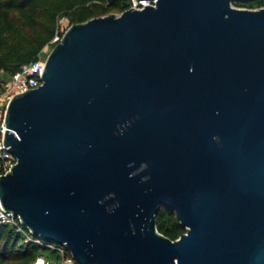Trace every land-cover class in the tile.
Returning <instances> with one entry per match:
<instances>
[{
	"label": "water",
	"instance_id": "obj_1",
	"mask_svg": "<svg viewBox=\"0 0 264 264\" xmlns=\"http://www.w3.org/2000/svg\"><path fill=\"white\" fill-rule=\"evenodd\" d=\"M233 1L70 23L6 107L3 207L81 264H264V6Z\"/></svg>",
	"mask_w": 264,
	"mask_h": 264
},
{
	"label": "trees",
	"instance_id": "obj_2",
	"mask_svg": "<svg viewBox=\"0 0 264 264\" xmlns=\"http://www.w3.org/2000/svg\"><path fill=\"white\" fill-rule=\"evenodd\" d=\"M130 5L131 0H0V69L10 75L21 64L37 57L52 38L62 16L70 24L95 15L120 12ZM156 226L172 239L185 230L168 206H161L156 213ZM41 246L24 240L13 226L0 223V264H33Z\"/></svg>",
	"mask_w": 264,
	"mask_h": 264
},
{
	"label": "built area",
	"instance_id": "obj_3",
	"mask_svg": "<svg viewBox=\"0 0 264 264\" xmlns=\"http://www.w3.org/2000/svg\"><path fill=\"white\" fill-rule=\"evenodd\" d=\"M145 3L143 0L138 3L136 0H131V5L140 6ZM130 5V6H131ZM59 27L56 28L52 38L48 44L55 43L62 35ZM40 51L34 59L20 65L18 69L12 72L7 77L0 78V174L7 171L11 165L16 161V156L7 148L9 145H4L3 137L7 126L4 124L6 107L11 97L17 93L29 88L35 87L42 82V72L45 65L46 55H42ZM47 54V53H46ZM0 223H7L14 227V229L21 233L26 241H34L40 245L53 247L59 250L61 257L59 261H54L44 254H38L33 264H81L73 257L71 251L65 247L64 244H53L51 241H46L38 236L33 235L31 230L22 223L18 214L12 210L3 207L0 201Z\"/></svg>",
	"mask_w": 264,
	"mask_h": 264
},
{
	"label": "rangeland",
	"instance_id": "obj_4",
	"mask_svg": "<svg viewBox=\"0 0 264 264\" xmlns=\"http://www.w3.org/2000/svg\"><path fill=\"white\" fill-rule=\"evenodd\" d=\"M232 4L234 6H239V7H249V8H258V7H261V6H264V0H251L249 1L248 3L246 4H238V3H233ZM116 12V11H114ZM69 25V21H68V18L66 16H62L59 18L58 20V27L59 29L63 32L66 27ZM52 45L51 44H48V45H44L42 47V49L40 51H43L42 52V55H46V53L51 49ZM8 74L0 69V78L2 77H7ZM53 242V244H60L58 242H55V241H51ZM38 254H44L46 257H49L50 259L54 260V261H59L60 260V257H61V254L59 252L58 249L56 248H53V247H48V246H41ZM36 258V257H35ZM34 258V260H35ZM33 260V262H34Z\"/></svg>",
	"mask_w": 264,
	"mask_h": 264
},
{
	"label": "bare ground",
	"instance_id": "obj_5",
	"mask_svg": "<svg viewBox=\"0 0 264 264\" xmlns=\"http://www.w3.org/2000/svg\"><path fill=\"white\" fill-rule=\"evenodd\" d=\"M144 2H146V0H143Z\"/></svg>",
	"mask_w": 264,
	"mask_h": 264
}]
</instances>
